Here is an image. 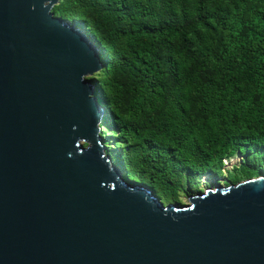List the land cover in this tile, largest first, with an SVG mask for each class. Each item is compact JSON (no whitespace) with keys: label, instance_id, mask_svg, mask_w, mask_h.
Masks as SVG:
<instances>
[{"label":"water","instance_id":"95a60500","mask_svg":"<svg viewBox=\"0 0 264 264\" xmlns=\"http://www.w3.org/2000/svg\"><path fill=\"white\" fill-rule=\"evenodd\" d=\"M61 0H0V264H264V175L165 205L103 143V69Z\"/></svg>","mask_w":264,"mask_h":264},{"label":"trees","instance_id":"16d2710c","mask_svg":"<svg viewBox=\"0 0 264 264\" xmlns=\"http://www.w3.org/2000/svg\"><path fill=\"white\" fill-rule=\"evenodd\" d=\"M53 12L100 49V134L129 181L180 202L204 177L264 175V0H61Z\"/></svg>","mask_w":264,"mask_h":264},{"label":"rangeland","instance_id":"374dc122","mask_svg":"<svg viewBox=\"0 0 264 264\" xmlns=\"http://www.w3.org/2000/svg\"><path fill=\"white\" fill-rule=\"evenodd\" d=\"M241 160H242L241 156H236L234 159L227 160V161L225 162V170H231L234 166L239 165L240 162H241ZM225 180H226L225 178H222V179H220L217 183L211 185V184L209 183V179H208V177H204V178H202V180H201V185L199 186V188H200L202 191H205V190L208 189L209 187H211V186H216V185L219 184V183H220L221 185H223V186H227L226 184H224ZM245 180H246V179H245ZM243 181H244V180H243ZM195 194H196V193H195ZM195 194H193V195H195ZM191 196H192V195H191ZM159 198L161 199V201H162L165 205H168V204H171V203H173V204L179 203L180 205H184V204H189V198H190V196H187V195L183 194V195H182V198H181V200H180V202H176V200L169 199V198H167V197H165V196H162V195H160Z\"/></svg>","mask_w":264,"mask_h":264}]
</instances>
